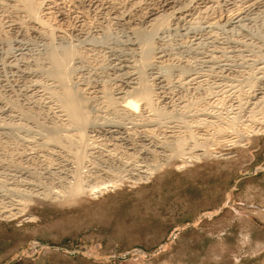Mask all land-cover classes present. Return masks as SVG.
<instances>
[{
  "label": "rangeland",
  "instance_id": "374dc122",
  "mask_svg": "<svg viewBox=\"0 0 264 264\" xmlns=\"http://www.w3.org/2000/svg\"><path fill=\"white\" fill-rule=\"evenodd\" d=\"M64 1L61 6L65 18L59 27L64 38L60 40L57 35L52 34L54 42L47 40L48 43L45 44L51 43L52 47L72 43L66 46L71 45L80 50L86 48L95 53L96 56L92 57L88 52L92 59H89V63L94 65L93 68L87 64L86 70L84 64H81L78 69L83 72L77 69L78 77L82 74L80 81L94 79V84H91L94 86L99 82L93 75L94 71L95 74L99 72L95 63H108V57L103 55L102 58L101 53L96 50L108 45L113 38L119 37L123 41L126 36L124 38L119 27L103 13L104 6L101 9L97 7L96 10L93 5L89 6L88 0H83L85 6L76 8L68 0ZM116 1L119 2L120 12L129 5L128 0ZM245 1L217 0L218 3L210 4L214 7L212 11H194L193 21L189 23H180L177 27L173 21H167L165 29L157 30L152 43L155 47H163L162 64L159 63L151 72L154 75L165 74V70L170 72L165 74L168 81L164 89L165 95L161 100L156 96L157 100L153 104L165 114L159 118L160 121L156 120L159 125L155 122L151 125L148 121L143 123L141 121L144 117H140V126L136 127V134L139 135L146 123L149 124L148 128L153 131L155 141L158 139L160 144L171 134L176 135V138L180 135L184 138L187 128L194 132V138L199 141L201 137H215L216 126L226 129L228 120L235 117V124L232 129L227 130L225 137L228 142L222 145L207 142L202 146L203 149L201 146L192 149L193 156L198 155L194 161L187 159L188 155L182 157L184 160L181 157H172L167 163L161 160L164 163L162 167L137 181L128 176L124 179L112 176L101 180L97 185L100 187L97 192L82 198L65 201L32 198V203H26L19 219H0V264H264V9L262 6L249 9L245 5L248 6L250 0ZM137 2L138 7L142 8L148 4L146 0ZM150 3L148 5L155 4ZM154 7L158 9L157 5ZM240 11L247 18L244 17L246 21L250 20L246 22L243 19L239 27H230L229 23H235L241 17ZM143 13L145 10H142L141 18L144 17ZM3 15L0 26H4L3 23L6 22V14ZM64 27L66 31L62 32ZM170 27L173 29H169ZM4 28L6 27L2 29ZM23 31L17 34V30L9 29V34L5 32L8 43L2 42L3 39L0 38V101L3 100L0 102V156L12 154L16 161L19 160L17 163H21L20 167H30L29 171L33 175L38 173L36 176H39L40 167L25 165L23 154L28 151L35 154L43 146L44 140L32 129L34 122L29 119L20 120L17 109L14 108L27 107L35 110L36 119L50 125L51 113L56 107L52 102L41 98L44 93L38 86L28 88V84L25 87L27 84L20 72L21 68V71L26 70L23 66L25 60L19 57L20 63L18 60L16 63L19 72L10 70V74L7 66L4 67V59L1 60L10 53L18 54L16 44L25 51L26 62L45 56V36ZM107 36L112 38L109 40ZM37 53H40L39 56ZM147 70L145 79L152 85L151 78L154 76L149 75L152 73ZM12 73L16 75L13 76ZM88 73L93 77L90 78ZM27 89L34 92L32 100L26 97L29 92ZM251 96L254 98H250ZM94 102L96 104H92V114L96 112L99 115L95 124L110 122L111 112ZM46 103H49L48 106ZM5 108L10 111L13 109V114L4 112ZM145 114L149 117V114ZM6 115H12L13 118ZM201 118L206 121H201ZM125 119L126 117H122V125L129 123ZM22 123H25L23 127ZM186 139L188 142L185 147L192 145L191 140ZM150 141L147 144L153 142ZM103 144L104 146L91 151H95L91 156L94 158L89 157L91 161H108L115 150L118 151V156L123 152L117 147L113 149L111 140ZM37 146L39 147L35 148ZM23 150L22 154H15ZM168 154L169 152L165 156ZM54 162L55 165L56 161ZM10 173H0V190L4 194L5 187L8 189L16 180L15 183L22 180L19 174ZM43 175L40 177L43 178ZM49 176L56 178V175H48L41 180L48 179ZM57 180L58 176L56 183ZM115 180H120L118 185L109 187ZM48 186L50 190L54 184ZM29 216L34 218L32 222L26 220Z\"/></svg>",
  "mask_w": 264,
  "mask_h": 264
},
{
  "label": "bare ground",
  "instance_id": "6f19581e",
  "mask_svg": "<svg viewBox=\"0 0 264 264\" xmlns=\"http://www.w3.org/2000/svg\"><path fill=\"white\" fill-rule=\"evenodd\" d=\"M63 1L64 0H0V18L4 16L3 14H6L5 15L6 22L3 20L5 22L3 24H5L4 26L8 29L7 31H9V29L17 30V34H18V32L21 33V30H24L23 32L27 30V32L31 34L34 33L40 36H45V41L43 43L44 44L43 46L47 49V52L44 49H42L44 50V53L46 52L44 54L45 55L44 57L41 56V58L40 57L35 59L33 58L34 60H32L31 62H29L30 61L29 60L27 61L28 62L27 63L26 58L24 57L25 51L21 50L20 48L21 46L18 47V44H16L18 54L13 55L10 53V55L8 54L7 56H5V58H2L1 60L4 59L3 60V63L5 65L4 67L7 66V68L9 69V74H10V70L11 72L13 70H15V72L16 71L19 72L18 64L16 65L17 60L18 63H20L19 57H21L23 61L25 60V62H23V66L26 68V70L23 69L24 71H21L22 68L20 70V72H22L21 73L22 77L26 81L25 84H27L25 85V87L28 86V84H29L28 88L31 87L36 88L38 86V88L42 89L44 93L41 95V98L46 99L47 102L48 101L52 102L56 107L54 108L55 110L53 109L54 111L51 113L52 118L50 120L51 122L50 125L39 122L36 119L37 116L34 112L35 110L32 111L27 107H20V108H16V107L14 108V106L12 107L14 109H17L18 117L21 118L20 120L23 119L28 121L29 119L34 122L35 125L33 124L34 127L32 129L36 134L41 136L44 141L42 144L43 146L39 148L40 150L37 149L36 152L37 154L34 152V149H33V153L35 154L32 153L30 154L28 150L27 151L29 152L30 155L28 154V152L23 154L25 155V161H24L25 165L33 164L37 167L38 166L40 167L41 172L39 173V176H36L38 175V173L36 175H33L34 173H31V171H29L30 167H28V169L25 168V166L20 167L21 163L20 162L17 163V161L19 160L17 159L16 161L15 160L16 158L11 156L12 154L8 155L7 157L0 156V173L5 171L7 173L14 172L15 174H19L20 178L22 179L18 183H15L17 180L16 181L13 180L15 182L13 183V185H10L8 189L3 185V187L6 188L5 191L7 194L2 193L0 190L1 192L0 219L2 220H8L9 218L19 219V217H21V213H23V208L25 207V205H27L26 203L28 202L32 203V198L35 199L47 198L55 201L56 200L65 201L68 199L82 198L85 195L89 196L94 194V192H97V189L100 188L97 187L98 183H100L101 180L112 178V176L113 178L114 176H116L118 178L120 177L123 179L127 178L128 176V178H134L133 180L137 181L140 180L141 177L145 178V176L150 175L153 170L155 171L157 168H160V166L162 167L164 163L161 162L165 161L167 163L169 159L172 157H175V159L177 157H181V159L184 160L183 156L188 155L189 157L187 159H191V161L192 160L194 161V159H197L198 155L196 154L195 156H193L194 152L192 149L199 146H201L202 148V146L205 145V143L207 142L211 144L214 143L213 145H220V144L222 145V143L228 142L226 141L225 138L228 134L229 131L228 129H232V126L235 124L236 118L235 117L230 118L228 120V123L225 125L228 128L225 129V127L223 128L222 126L217 125L216 130L214 131L215 137H203V138L201 137L199 141L196 140L197 138L196 139L194 138V134H193L194 132L192 133L190 129L187 128L186 131L187 133L185 135L187 137L184 136V138H182V136L180 135V137L177 136L178 138H176L175 137L176 135L171 134L169 135L170 137H167L164 143L162 142L160 144L158 143L159 142L158 139H157L158 142L155 141V137L153 136V131L150 128H148L149 124L147 123L144 126L145 128H143L144 130H141L139 135L136 134L138 133L136 131L137 130L136 127L140 126L139 123L142 120L140 119V117L141 118L144 117L141 122L144 123L148 121L149 123H151V125H153L154 122L157 124L158 120L160 121L159 118L165 114V112L163 113L162 111H159L155 107L154 100L157 99L161 100L162 97L165 95L164 89L165 86H167L166 84L168 82L166 80L168 75L167 73H169L170 71L165 70V74L167 75L163 74L164 73L163 71H162L163 72L162 75L159 74L154 75L153 74L154 72L153 73L151 72L153 71L154 68L157 67L159 63H161V57H163L162 45H161L162 47L161 49L160 45L158 47H155V45H153L154 43H152L153 42L152 38L156 35L155 33H157V30L159 31L161 29H165L167 25V21L170 22L173 21L174 25L178 27V24L180 23L183 25V23L185 24V22L189 23L193 21L192 14H194V11H196L197 13H206L212 11L214 7L210 6V4L212 5V3L214 4L218 3L217 0H158V1L146 0V2L148 1V4L150 3V1H152L153 3L155 2V4L152 5L151 2L150 3L151 5L147 4V6L144 8L138 7L139 3L137 2V0H128L129 5L125 10L124 9L121 10V12L119 11L120 8L118 7L119 2L116 0H105V1L88 0L87 3L89 4V6L93 5V7L96 8L100 7V9L101 6L102 7L104 6L102 9L104 10L103 13L105 12L106 15H108L109 19L119 27V30L124 34V38L126 36V39H124L123 41L119 39V37H117V38H113L111 42L109 40L112 37L107 36L109 40L107 37H105L104 39H107L110 43L107 41V43H109L108 45H103L105 47L102 46L103 48L96 50L101 53L100 55L102 56V58L103 55H105V57H108L107 59L108 63L106 64L103 62L99 64L98 62L95 63L96 65H98L96 67H98L97 69H99V72L95 74L96 72L94 71L93 75L94 77L98 78L97 80L99 82H97V84H95L94 86L91 85L92 83L94 84L93 81H95L93 78H92L93 80L87 79L86 82L85 81L82 82L84 79L80 81L81 78H79L82 76V74L79 75V77L77 75L79 71L78 66L81 64L82 65L84 64L83 65L85 67L84 69H86L85 65L87 64H89V66L93 68L94 65L92 66L89 63L90 61H92L91 55L88 53L91 51L90 49L87 50L85 48V50H80L73 48L71 45H70L71 47L66 46L72 43L66 45L60 44L58 46L53 45L54 48L53 46L51 47V43H49V45H46L48 43L47 40H49V42L50 41L52 42V37H51L53 36L52 34L57 35L60 38V40L63 37V34L60 31L61 29L59 28L61 25L60 22L62 21L63 18H65L63 14L64 12L62 10L63 6H61ZM83 2H84L83 0H68V3H70L71 6L73 7L85 6ZM103 2L105 3L102 4ZM155 5L158 6V9L154 7ZM263 5H264V0H250L248 2V6L247 5L245 6L249 9L250 8L252 9L253 6H255V8L258 6H262L264 9ZM85 8L83 7V9ZM98 8L96 10H98ZM142 10H145V13H143L144 17L141 18L140 14H142ZM247 12H249V10ZM244 17L245 16L243 12H241V17H239V19L237 18L238 20L235 19V21L237 20L235 23L234 22L229 23V26L230 27L233 26L234 28L236 26L239 27L240 25L239 23L243 21ZM246 19L244 20L246 21ZM248 20H250V18ZM174 25L173 27L176 28ZM4 26L2 25L0 26V38L3 39L2 42L6 43L8 37L7 35L5 36L4 33L5 32L8 33V32L6 31V28L2 29ZM81 27L83 26H80V28ZM63 29L64 30L62 32H65L66 31L65 27ZM169 29L172 30L173 28L170 27ZM104 31L107 33L106 30ZM76 33H79V31ZM26 35H28V33ZM21 36H19V38ZM21 38H23V36ZM17 42L18 41H16V43ZM4 47L6 48V44L4 45ZM98 52L97 55H99ZM39 54L37 56H39ZM91 54L92 57L96 56L95 53H91ZM96 61H99V59H97ZM164 63L166 62L164 61ZM182 68L185 70L184 66ZM146 69H148L147 71L152 73V74L149 73V75L154 76L153 78H151V80L153 79L151 81L152 85H150L148 81L145 79L147 77L145 76ZM75 70L77 71V73H75ZM180 73H182V71ZM12 74L14 76L15 73ZM87 75L89 77L90 76L93 77L92 74L89 75L88 73ZM13 76L11 77L14 78ZM158 90H162V91H158ZM26 91L29 90L27 89ZM33 93L34 92L30 90L26 94L27 95L26 97L32 100L31 97L34 95ZM252 97L253 96H251L250 98ZM260 99H262V97H260ZM94 101H96L97 104L103 106V108L106 111L111 112L112 118L110 122L104 124L102 123V125H99L97 123L95 124V120L96 118L99 117V115H96V112L92 114V110H93L92 104L94 105L95 103ZM47 104L49 103H46V105ZM5 109L4 112L7 111V113L8 112L12 113L13 111V109L11 111L7 110L8 108L6 110ZM48 109L50 108L48 107ZM51 110L52 109H50V111ZM145 113L149 114V117L145 116L146 115ZM6 116H10V115H6ZM122 117H126V119L129 121V123L126 122L128 125L127 124L122 125L120 123ZM201 121H203V119ZM23 124L25 123H22V127ZM16 125L19 124L17 123ZM157 125H159V123ZM19 126L21 127V125ZM212 126L214 127L215 124ZM28 129H30V127ZM1 131H2V127H0V132ZM186 138L191 140L192 145L189 144L190 146L186 145L187 147H185V144L188 142V141L186 142L187 140ZM152 139H154V141ZM110 140L113 141V144H111L113 146V149H115L114 147L120 148V150L122 149L123 150L122 154L118 156L119 153H117L118 151L115 150V153H117V155L115 153L114 154L112 153L113 157L111 158L109 157L108 161H106L105 159L97 163L91 161V159L94 158V157L91 158V156H93V154L95 153V151L94 152L91 151L93 149H96L98 146L101 145L104 146L103 143H105V141H110ZM149 140L153 142L150 141L151 143L147 144ZM41 141L42 140H40V142ZM32 144L33 143L31 142V145ZM24 147H27V145ZM38 147L39 146L35 148ZM205 151H203V154L205 153ZM21 152H24V150L20 152L17 151V153L15 154L18 155V153ZM167 152H169V154L165 156ZM54 161H56L55 165L53 164ZM186 161L187 160H185V162ZM40 174L41 175L44 174L42 176L43 178H46V176L48 175H56V178L58 176L57 183H56V178L55 177H54L55 179L50 178V176H49L50 179L49 178L45 179L46 181L48 180V182H45V180L42 181L41 179L43 178L40 177L41 176ZM52 180L53 182H51ZM120 180L119 181L115 180L112 184L110 183L111 186L109 185V187L116 185L117 182H120ZM133 180L130 181L132 182ZM48 184H51L52 186L54 184V187L52 188L53 190L52 189L49 190L48 187L50 185L48 186ZM104 186L107 187V185ZM102 187L103 186H101V188ZM33 219L34 218L32 217L30 218V216L26 218V220L29 221L31 220L33 221Z\"/></svg>",
  "mask_w": 264,
  "mask_h": 264
}]
</instances>
